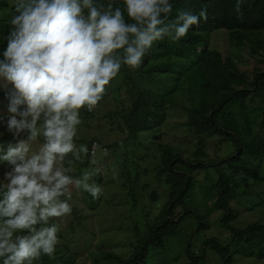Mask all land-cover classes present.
I'll use <instances>...</instances> for the list:
<instances>
[{
	"label": "clouds",
	"instance_id": "clouds-1",
	"mask_svg": "<svg viewBox=\"0 0 264 264\" xmlns=\"http://www.w3.org/2000/svg\"><path fill=\"white\" fill-rule=\"evenodd\" d=\"M13 7L0 58L7 101L0 125L12 136L6 147L0 143L7 168L0 181V261L33 264L54 256L59 228L49 221L71 214V187L94 199L102 194L88 174L69 175L73 159L89 152L75 143L81 109L94 111L121 67H140L154 42L179 41L208 16L201 9L169 19L171 0H123V7L112 0H13Z\"/></svg>",
	"mask_w": 264,
	"mask_h": 264
},
{
	"label": "rangeland",
	"instance_id": "rangeland-1",
	"mask_svg": "<svg viewBox=\"0 0 264 264\" xmlns=\"http://www.w3.org/2000/svg\"><path fill=\"white\" fill-rule=\"evenodd\" d=\"M8 1L12 6L13 0ZM249 36L254 43L258 39L264 42V30ZM166 39L170 41V38ZM157 42L152 49L162 50L157 48ZM169 43L173 46L164 57L142 67L143 58L136 69L122 66L119 75L106 86V93L95 110L81 109L82 123L75 139L77 148L86 146L89 149L93 139H98L99 148L95 155L81 153L79 161L73 159L69 175L81 178L88 174V182L99 185L102 194L99 199H94L88 192L71 187L72 198L68 201L72 205L71 214L49 221V225L56 224L59 228L54 256L42 255L33 264H119L108 259L106 254L115 253L131 259L152 238L151 228L163 220L165 210L172 207L171 187L164 181L167 174L157 177L158 156L163 155L168 147L173 154L194 158L198 136L184 125L188 117L181 114L183 107L191 105L189 93L185 90L188 78L181 74L186 66L185 59L180 57V48L172 41ZM204 45L219 50L225 59H232L238 71L248 79L255 68L264 70V51L260 55L251 54L249 47L237 44L227 29L212 32L206 43L199 45L193 60L199 58ZM152 63L159 65L155 74L149 76L146 71L150 70ZM144 90L150 96L164 99L167 120L160 127L141 130L131 136L123 116L131 109L139 92ZM6 106L2 92L0 109H6ZM229 110L236 111L235 108ZM0 133H3L0 143L6 147L12 136L3 125H0ZM40 143L42 140L33 144L34 151L38 150ZM203 150L204 159L214 162L232 155L236 147L230 140L210 136L204 142ZM6 170L0 165V181H3ZM193 176L194 188L171 215L177 219L179 215L187 214L177 235L164 237L160 244L150 242L146 264H224L225 260L213 248L211 240L228 246L229 264H264V257L248 255L244 245L234 240L231 230L221 225L224 211H211L217 201L216 171L210 167L194 171ZM244 187L254 193L232 200L237 217L231 225L236 227L264 221V180L250 179ZM157 209L158 214H154ZM195 209L204 215L201 224L208 226L206 229L198 230L195 215L186 213Z\"/></svg>",
	"mask_w": 264,
	"mask_h": 264
},
{
	"label": "trees",
	"instance_id": "trees-1",
	"mask_svg": "<svg viewBox=\"0 0 264 264\" xmlns=\"http://www.w3.org/2000/svg\"><path fill=\"white\" fill-rule=\"evenodd\" d=\"M108 3L109 0H99ZM123 7V0H112ZM173 12L169 19H174L180 11L199 14L201 9H207V20L201 18L199 25H193L187 35L179 41L164 40L157 42V48L151 49L144 57L142 67L152 60L164 57L172 43L180 48V54L185 59V69L181 72L188 78L185 90L189 93L190 106H185L181 114L188 117L184 123L195 136H198L194 158H184L181 154H173V150L165 148L163 155L158 156V178L164 174L165 183L171 187L170 198L172 207L164 212L163 220L151 230L154 233L145 242L141 251L131 259H125L115 253H107L108 259L119 264H146L147 247L150 242L162 243L164 237L177 235L181 222L187 215L172 218L173 210L180 204L191 189L194 188V171L212 167L217 173V201L211 211H224L221 225L231 230L234 240L244 245L248 255L264 257V221H254L244 227H236L231 222L236 219L237 209L232 200L238 196L254 193L244 185L250 179L264 180V70L255 68L252 77L247 78L238 71L235 62L224 58L215 49L205 48L198 59L192 56L198 52L201 43H206L207 37L219 29H227L234 36L237 44L247 46L251 54L260 55L264 51V42L254 41L249 34L264 30V0H241L240 12L236 11L238 0H171ZM15 10L8 0H0V58L6 46V35L10 19ZM126 19L127 14L125 13ZM131 22V21H129ZM159 64L152 63L149 76H153ZM155 66V69H154ZM168 72V69L162 68ZM184 87V85H182ZM2 92H0V95ZM230 108L236 111L230 112ZM124 124L131 136H136L141 130L160 127L167 120V108L164 99L150 96L146 90L140 91L131 109L123 116ZM210 136L230 140L235 145V152L229 157L214 162L205 160L204 142ZM93 139L89 146L90 147ZM181 164L182 166L178 165ZM135 204V202H134ZM195 215L199 229L207 227L201 224L203 216L196 209L186 212ZM246 243V244H244ZM213 248L229 264L231 255L227 245L211 240ZM228 254V255H227ZM2 264V261H0Z\"/></svg>",
	"mask_w": 264,
	"mask_h": 264
},
{
	"label": "built area",
	"instance_id": "built-area-1",
	"mask_svg": "<svg viewBox=\"0 0 264 264\" xmlns=\"http://www.w3.org/2000/svg\"><path fill=\"white\" fill-rule=\"evenodd\" d=\"M95 145V147H94ZM99 148V142L97 140H94L90 147V153L91 155H95L97 153V150Z\"/></svg>",
	"mask_w": 264,
	"mask_h": 264
}]
</instances>
